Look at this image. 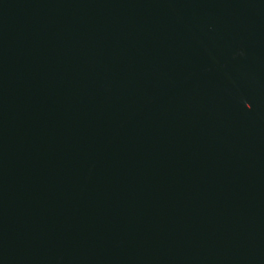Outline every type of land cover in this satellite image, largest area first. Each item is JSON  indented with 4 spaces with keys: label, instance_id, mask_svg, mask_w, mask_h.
Segmentation results:
<instances>
[{
    "label": "water",
    "instance_id": "95a60500",
    "mask_svg": "<svg viewBox=\"0 0 264 264\" xmlns=\"http://www.w3.org/2000/svg\"><path fill=\"white\" fill-rule=\"evenodd\" d=\"M0 264H264V0H0Z\"/></svg>",
    "mask_w": 264,
    "mask_h": 264
}]
</instances>
